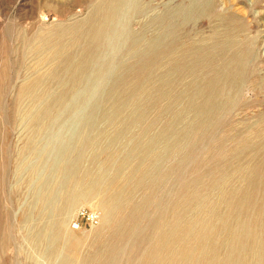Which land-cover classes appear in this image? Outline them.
<instances>
[{
	"label": "bare ground",
	"instance_id": "6f19581e",
	"mask_svg": "<svg viewBox=\"0 0 264 264\" xmlns=\"http://www.w3.org/2000/svg\"><path fill=\"white\" fill-rule=\"evenodd\" d=\"M124 4L125 0H102L86 22L66 29L78 44L82 38L86 42L77 61L69 54L63 60L70 85L76 86L89 68L114 14ZM191 6L172 9L171 39L164 52L169 69L160 83H150L163 52L153 48L130 65L109 91L114 96L112 107L101 116L110 121L127 113L131 118L110 134L99 132V137L111 144L129 137L130 143L106 155L94 173H83V159L99 137L80 135L75 159L58 169L64 189L38 199L50 206L39 216L51 221L32 240L50 264H264V139L231 138L220 146L216 142L217 130L244 90L250 40H237L243 24L228 14L216 15L211 0H204L203 13L217 20L211 42H182L178 30L193 17L186 11ZM60 78L58 70L48 76ZM37 83L24 92H32ZM69 93L57 94L39 111L36 122L54 117ZM157 94L169 100L161 130L150 135L148 124L139 134L132 133L133 122L143 119ZM208 146L210 151L203 155ZM190 163L195 166L187 178L184 170ZM173 176L179 186L164 203L156 188ZM234 176L238 184L232 182ZM95 193L101 195L96 204L102 212L98 241L77 259L64 251L68 218ZM152 206L156 211L150 213Z\"/></svg>",
	"mask_w": 264,
	"mask_h": 264
},
{
	"label": "rangeland",
	"instance_id": "374dc122",
	"mask_svg": "<svg viewBox=\"0 0 264 264\" xmlns=\"http://www.w3.org/2000/svg\"><path fill=\"white\" fill-rule=\"evenodd\" d=\"M100 1L0 0V264H50L32 240L51 221L39 216L44 209L50 211L49 204L43 206L37 201L64 189L58 169L75 159L80 135L86 133L95 139L99 132L110 134L131 118L123 113L110 122L101 116L103 110L112 107L114 96H109V91L130 65L157 48L163 52L153 66L150 83L159 84L167 74L169 58L164 52L171 39L173 10L192 5L186 11L193 17L178 30L182 42H211L217 29V20L203 13L204 0H125L100 40L89 68L76 86L70 85L63 60L69 54L77 61L86 42L82 38L78 44L66 29L86 22ZM211 6L216 15L228 14L241 22L237 40H250L251 46L244 90L226 123L216 132L217 145L245 136L254 141L264 139V0H211ZM55 70L61 74L58 81L48 79ZM36 82L32 92H24ZM163 89L166 94L168 87ZM64 90L70 93L58 106V113L43 120V125L36 122L39 111ZM168 102L166 96L157 94L156 103L146 107L143 119L133 122L132 133L139 134L150 124V135L157 134L167 120ZM129 143V137L111 144L100 136L83 159L82 172L94 173L100 160ZM210 149L203 148L202 154ZM194 166L190 163L185 168L187 178ZM232 182L238 184V176ZM178 186L174 176L161 183L156 188L158 199L167 203ZM137 199H142L141 192ZM100 200V194H92L68 218L64 251L77 259L98 241L102 212L96 204ZM155 211V206L149 208L150 213ZM81 212L97 213L98 224L91 225L86 217H79Z\"/></svg>",
	"mask_w": 264,
	"mask_h": 264
},
{
	"label": "built area",
	"instance_id": "2783aa9c",
	"mask_svg": "<svg viewBox=\"0 0 264 264\" xmlns=\"http://www.w3.org/2000/svg\"><path fill=\"white\" fill-rule=\"evenodd\" d=\"M81 216L86 217L91 225L98 224V222H99V215L95 212H91V213L81 212V213H79V217H81Z\"/></svg>",
	"mask_w": 264,
	"mask_h": 264
}]
</instances>
